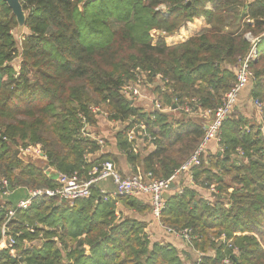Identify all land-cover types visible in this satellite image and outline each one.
Masks as SVG:
<instances>
[{"label": "trees", "instance_id": "16d2710c", "mask_svg": "<svg viewBox=\"0 0 264 264\" xmlns=\"http://www.w3.org/2000/svg\"><path fill=\"white\" fill-rule=\"evenodd\" d=\"M20 1L27 19L18 36L17 18L0 0V178L14 189L57 186L47 165L86 179L94 166L111 160L126 177L119 155L126 156L131 174L169 178L203 140L198 109H217L235 84L239 61L254 46L247 33L259 38L257 45L264 39V0ZM201 16L208 27L168 45L166 36ZM91 25L105 31L89 36ZM137 68L150 72L148 79L169 110L148 114L122 93L136 81ZM251 69L246 95L262 103L263 118L249 117L242 111L245 103H237L221 126L218 147L206 150L192 168L193 183L174 181L164 198L162 224L190 229L193 246L202 253L193 264H223L226 257L232 264H264L261 48ZM158 74L162 82H156ZM186 102L191 112L184 110ZM107 120L119 126L112 134L102 127ZM141 123L153 139L138 129L130 140L129 130ZM140 143L146 150H138ZM30 144L47 160L20 158V148ZM103 197L96 183L89 198L43 197L18 210L10 228L19 257L4 249L0 264H188L171 243L153 242L144 220L127 214L133 208L152 213L139 194ZM14 206L0 194V238Z\"/></svg>", "mask_w": 264, "mask_h": 264}, {"label": "built area", "instance_id": "2783aa9c", "mask_svg": "<svg viewBox=\"0 0 264 264\" xmlns=\"http://www.w3.org/2000/svg\"><path fill=\"white\" fill-rule=\"evenodd\" d=\"M246 38L251 41L254 46L250 52L239 61V67L237 70V79L233 87L225 94L223 102L215 110L202 108L198 109V113L202 116L203 122L206 128L205 135L202 142L196 149V151L185 160L180 167L169 177L162 179H153L152 173L147 175L138 171L136 174H131L124 177L116 168L113 161H104L99 166H94L90 172L89 177L86 179L81 178L78 175L70 176L66 173H61L57 170L56 176L49 175L53 180L57 182L55 187H38V188H12L7 178H0V194L5 197H11L16 190L24 189L26 191V196L19 199L16 206L9 208L6 214V220L2 226L1 238H0V251L7 249L12 258H18L19 254L16 249V239L11 234L10 222L15 217L18 210H26L30 208L34 200L43 197H57L60 200L74 201L82 198H89L92 195V187L94 184L99 183L103 180H112L115 186V190L112 193L108 191L101 190V192L106 195V197H117V196H134L137 194H149L151 196V206L152 214L157 222L164 227L168 232L174 234L177 238L182 239L188 245L193 247L192 235L190 229L175 230L170 227H165L161 222V216L166 203L164 200V193H166L174 182V179L181 174L188 173L187 183H193L191 171L192 168L199 166L202 162V156L207 150V146L210 142L220 141V129L224 120L231 113L235 107L241 92L248 85L249 81L254 76V72L251 69L252 62L256 59L257 49L256 42L259 38H254L251 34H247ZM149 71H142L137 68L136 71V81L134 83L125 84L122 88V93L131 98H145L151 102V112L154 113L158 111H164V108L158 96L150 97L144 93L146 86H150L152 82L148 79ZM158 80L163 79L161 74L156 77ZM168 82V79H166ZM196 101V99H194ZM257 106H261V102L255 101ZM261 108V107H260ZM97 109H94L96 111ZM184 110L186 112H191L190 102H186L184 105ZM139 133L146 134L151 137L150 133L147 131V126L144 123L139 124L136 128L130 129L128 132V137L130 140L134 139ZM84 134L90 135L87 131ZM20 154L22 159H37L43 158L47 159L44 151L35 146H27L25 148H20ZM183 190L181 187L180 192ZM57 239V238H56ZM225 239V236H223ZM24 242H27L25 239ZM228 246L232 247V240L228 239ZM237 249V248H235ZM223 264H232V259L226 257L223 260Z\"/></svg>", "mask_w": 264, "mask_h": 264}, {"label": "crops", "instance_id": "0c3cea01", "mask_svg": "<svg viewBox=\"0 0 264 264\" xmlns=\"http://www.w3.org/2000/svg\"><path fill=\"white\" fill-rule=\"evenodd\" d=\"M208 8L211 9L212 5H208ZM208 26L209 25H208L206 18L204 16H201L198 18L196 17L193 19L192 22H189L186 26H182L177 33L166 36V41H167L168 45H176V44L183 43L186 40H188L189 38H191L192 36H194L195 34L199 33L203 28L208 27ZM161 34H164V32H162ZM247 34H249V33H247ZM258 48L259 47L257 45L256 49H258ZM156 82H157V80H156ZM154 84H155V82H152L150 86L145 87L144 93L146 95H148L150 97H156L157 96V92L155 91L156 88H155ZM249 88H250L249 85H247L244 89L245 91L240 94V96L238 98L239 101H237L238 104H239V102L240 103L243 102V104H244L246 101L249 100L247 98V95H246L248 93ZM135 100H136L135 103L139 108L140 107H147L145 109V111L149 114V110L152 107L151 102L145 98H137ZM249 101H248V103H249ZM250 102H252V101H250ZM145 111L143 110V112H145ZM262 118H263V116L261 115L258 119L261 120ZM118 128H119V126L116 127V129H118ZM143 146L144 145H141V143H140L138 150L139 151L140 150H146V149H144L146 146H144V147ZM217 147H218V142L212 141L208 144L207 150H209V149L214 150ZM119 159L121 162V167L123 169V172L128 176L131 175V171L129 168V164L126 160V156H120L119 155ZM32 160H35V159H32ZM40 160H42V159H40ZM43 160H47V159H43ZM44 170L48 175H52L53 177L56 176L57 169H55L54 167L47 165ZM185 174L179 175L178 177H176L174 179V181L179 180V181L187 182L189 176L187 174L185 176ZM185 179H186V181H185ZM99 184L101 185V190L108 191L109 193H112L115 190L114 183L110 179L103 180V181L99 182ZM18 190L15 191V193L13 194L12 197L8 198V200H10V201L13 200L15 202V205L17 204L19 199L26 196V191L24 189L23 190L18 189ZM171 192H172V190L167 191V193H169V196H170ZM201 193L205 197L210 196L208 190L202 189ZM139 195H140V200L142 199L141 203H143L145 206H148L151 204V196L149 194H139ZM103 196H104L103 198L107 200L106 195L103 194ZM140 209H137V208H133L132 210L126 209V212L128 215L136 217L138 219H142L147 223V227L145 229L149 235V238H151L153 240V242H160V244L171 243L172 245H174L177 248V250L180 252L179 254L182 256L183 260L188 264H193V263H191L192 260H197V258L199 260L200 256H202V254H200V252H198L199 251L198 249H196L194 246L192 247V246L188 245L182 239L177 238L174 234L168 232L164 227H162L157 222V220L154 218V216L151 212L148 213L147 215L142 214ZM117 214L119 215L120 212L117 211ZM211 252L214 254V251H211Z\"/></svg>", "mask_w": 264, "mask_h": 264}, {"label": "rangeland", "instance_id": "374dc122", "mask_svg": "<svg viewBox=\"0 0 264 264\" xmlns=\"http://www.w3.org/2000/svg\"><path fill=\"white\" fill-rule=\"evenodd\" d=\"M98 3L99 2H96L95 4H91L90 5V8L92 9V7H94V6H96V5H98ZM159 9H161V10H163L164 11V14L165 15H167V12H166V6H161ZM92 18H96V16L95 17H92ZM100 19H102V18H100ZM88 29H90V31H91V35L89 34V33H87V32H85L86 34H88L89 36H93V35H95V34H98V35H100V34H102L105 30H101L100 29V31H97L96 30V25H91V27H89ZM104 29H106V27H104ZM92 33H94V34H92ZM154 33V31H152V34ZM17 34H18V36L20 35V33L19 32H17ZM104 35V37H105V34H103ZM21 40H22V38L21 37H18V41H19V44H21ZM99 41V40H98ZM156 42V39H154V43ZM257 45V44H256ZM258 47L259 48H261L263 51H264V39H263V41H260V42H258ZM17 56H16V58L14 59L15 60V62H16V64H17V66H16V68H17V70H19L20 69V64H21V61H22V54L20 53V54H16ZM137 71V69H135L134 70V72H136ZM136 76V75H135ZM155 80H157V82H162L161 80H158L157 78L155 79ZM132 83H134V82H132ZM123 88V87H122ZM121 91H122V89H121ZM244 91V90H243ZM242 91V92H243ZM241 92V93H242ZM157 96H158V94H157ZM132 101H136L135 100V98H133V100ZM249 101V100H248ZM248 101H246L245 102V106H243L242 107V111L246 114V115H248L249 117H257V119L262 115V103H261V106H257L256 104H255V102L252 100V102H250L249 101V103H248ZM247 104V105H246ZM261 107V108H260ZM140 108H142V110H144L145 111V109L147 108V107H140ZM94 109H98V108H94ZM166 110H169V109H165V111ZM146 112V111H145ZM149 112H151V109L149 110ZM147 113V112H146ZM263 116V115H262ZM108 117V115H105V118H107ZM102 127L104 128V129H106V130H108V132L110 133V134H112L113 132H114V130L116 129V127H118V124L117 123H115V122H113V121H111V120H107V122L106 121H104L103 122V124H102ZM115 128V129H114ZM30 145H32V144H30ZM29 145V146H30ZM32 146H34V145H32ZM35 147H37V146H35ZM21 148H25V147H21ZM39 148V147H38ZM20 151V150H19ZM18 151V155H19V157L20 158H22V155L20 154V152ZM27 160H28V158H26ZM40 159H42L43 160V158H37V159H35V160H40ZM30 160H32V159H30ZM34 160V161H35ZM30 188H32V187H30ZM38 188V187H37ZM21 190H23V189H21ZM19 191V190H18ZM13 196V195H12ZM11 196V197H12ZM198 252H200V251H198ZM200 254H202L201 252H200Z\"/></svg>", "mask_w": 264, "mask_h": 264}, {"label": "water", "instance_id": "95a60500", "mask_svg": "<svg viewBox=\"0 0 264 264\" xmlns=\"http://www.w3.org/2000/svg\"><path fill=\"white\" fill-rule=\"evenodd\" d=\"M8 6L12 9L13 14L16 16L17 21H18V32L21 34L24 31L25 24H26V19H27V12L24 9L22 3L20 0H4ZM207 128V126H205ZM174 185V182H172V185ZM164 197L168 198L169 193H164ZM233 259L237 260V256L233 254Z\"/></svg>", "mask_w": 264, "mask_h": 264}]
</instances>
